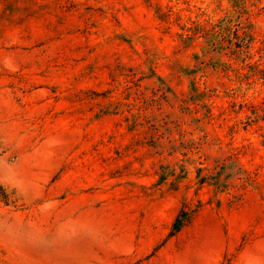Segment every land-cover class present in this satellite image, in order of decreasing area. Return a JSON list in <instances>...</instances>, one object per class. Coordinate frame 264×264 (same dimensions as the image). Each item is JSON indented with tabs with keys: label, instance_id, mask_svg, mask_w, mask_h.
Segmentation results:
<instances>
[{
	"label": "rangeland",
	"instance_id": "374dc122",
	"mask_svg": "<svg viewBox=\"0 0 264 264\" xmlns=\"http://www.w3.org/2000/svg\"><path fill=\"white\" fill-rule=\"evenodd\" d=\"M0 264H264V0H0Z\"/></svg>",
	"mask_w": 264,
	"mask_h": 264
},
{
	"label": "trees",
	"instance_id": "16d2710c",
	"mask_svg": "<svg viewBox=\"0 0 264 264\" xmlns=\"http://www.w3.org/2000/svg\"><path fill=\"white\" fill-rule=\"evenodd\" d=\"M186 220H187L186 216H184V218H182L180 215H177L173 221V224H172V231L173 232L179 231Z\"/></svg>",
	"mask_w": 264,
	"mask_h": 264
}]
</instances>
